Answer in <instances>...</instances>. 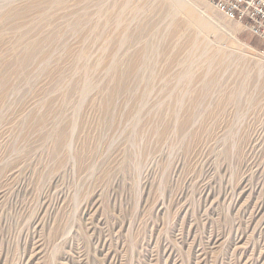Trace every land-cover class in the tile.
Masks as SVG:
<instances>
[{
	"label": "rangeland",
	"instance_id": "rangeland-1",
	"mask_svg": "<svg viewBox=\"0 0 264 264\" xmlns=\"http://www.w3.org/2000/svg\"><path fill=\"white\" fill-rule=\"evenodd\" d=\"M40 1L0 0V264H264V42L210 0Z\"/></svg>",
	"mask_w": 264,
	"mask_h": 264
},
{
	"label": "built area",
	"instance_id": "built-area-1",
	"mask_svg": "<svg viewBox=\"0 0 264 264\" xmlns=\"http://www.w3.org/2000/svg\"><path fill=\"white\" fill-rule=\"evenodd\" d=\"M227 18L264 42V0H210Z\"/></svg>",
	"mask_w": 264,
	"mask_h": 264
},
{
	"label": "bare ground",
	"instance_id": "bare-ground-1",
	"mask_svg": "<svg viewBox=\"0 0 264 264\" xmlns=\"http://www.w3.org/2000/svg\"><path fill=\"white\" fill-rule=\"evenodd\" d=\"M40 0H35V2H39ZM41 2V1H40ZM36 3H34V5H35ZM37 5H39V4H37ZM176 7V6H175ZM27 9V8H26ZM137 57L135 56V58H134V60H133V65H131V66H129V68H127V70H126V73L128 74H131L132 72H133V70H134V64L137 62ZM195 77V76H194ZM232 95V94H231ZM228 98V97H227ZM231 101V100H230Z\"/></svg>",
	"mask_w": 264,
	"mask_h": 264
}]
</instances>
